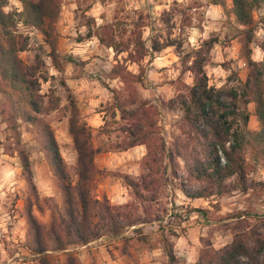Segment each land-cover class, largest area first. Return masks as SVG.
Here are the masks:
<instances>
[{
  "label": "trees",
  "instance_id": "1",
  "mask_svg": "<svg viewBox=\"0 0 264 264\" xmlns=\"http://www.w3.org/2000/svg\"><path fill=\"white\" fill-rule=\"evenodd\" d=\"M18 1L22 7L19 12H6L4 7L8 0H0V94L3 96L0 116L8 131L1 145L5 152H16L21 162L28 193L24 210L27 229L22 245L38 256V264H51L47 257L51 251L66 250L69 245H85L108 234L112 235L117 256H129L132 250L151 247L152 241L143 233V225L160 223L167 214L172 216L159 196L168 181L165 177L167 167L172 177L183 172L187 178L201 184L197 191L190 193L186 185L180 183V191L189 198L209 199L221 197L230 190H248L246 153L261 161L264 167V39L258 44L262 51L261 59L256 61L250 57V43L254 36L252 10L264 0H229L231 5L226 11L233 15L238 25L235 27L237 35L231 36L238 38L240 54L249 68L240 92L224 84L218 87L208 85L204 65L211 47L219 41L217 35H209L197 48L186 52L183 51L182 40L171 37L169 33L161 39L162 35L151 37L147 45L143 37L147 16L142 13L129 31L122 29V32H116L112 22L97 27L95 31L88 30L86 37L96 36L102 45L112 48L115 53H126L122 62L115 60L109 73L111 78L119 79L123 84L120 89H110L109 115L112 120L104 119L97 130L99 137L101 134L110 135V125L116 123L119 133L114 141L96 144L93 128L80 121L75 97L68 96L71 112L69 132L77 153L74 179L46 119L59 106V98L52 90L40 92V79L47 80L46 76L39 75L40 62L28 65L18 55L26 49L28 41V37L17 30L16 25L21 21L39 30L51 48V58H58L52 33L60 0ZM225 2L208 0L207 4L224 7ZM198 5L203 3L183 7L174 2L171 9L160 14L161 22L170 30L173 17L178 12ZM186 19L189 20H184L183 25L189 24L190 16ZM167 46L174 47L182 65L181 73L172 81L175 93L166 102L168 108L182 112L180 134L174 136L169 146L157 124V110L140 96L136 88L137 83L144 81V69L139 66L138 72H132L124 64V61L140 63L148 53ZM185 71L192 74L191 84L182 77ZM250 102L255 104L260 122L258 131L246 128ZM102 112L105 114L106 111ZM21 121L34 127L39 147L61 191L62 208L53 197L40 196L37 192L28 152L21 140ZM137 145L145 146V154L140 161L143 171L139 178L115 173L127 188L130 199L124 203H113L106 196L98 197L95 176L99 169L94 162L95 155L101 151L121 152ZM232 177L233 181L227 183ZM251 186L253 192L255 188L264 191V180L251 183ZM34 205L39 210L49 209L48 224L36 218ZM197 210L207 217V210ZM246 214L247 211H241L234 216L236 224L232 238L221 247L215 248L209 239L202 237L197 258L190 264H264V218L256 217L257 223L251 224L246 221L249 216ZM130 227L133 234L126 235L125 230ZM109 253L115 257L112 251ZM167 255L170 264H180L171 246ZM66 264L77 263L72 255H68Z\"/></svg>",
  "mask_w": 264,
  "mask_h": 264
},
{
  "label": "rangeland",
  "instance_id": "2",
  "mask_svg": "<svg viewBox=\"0 0 264 264\" xmlns=\"http://www.w3.org/2000/svg\"><path fill=\"white\" fill-rule=\"evenodd\" d=\"M208 0H60L59 13L53 24V33L56 40V54L53 60L50 56V46L43 34L19 21L16 25L19 33L28 37L27 47L19 52L20 58L28 65L40 62L39 75L46 76L47 80L40 79V92L49 93L50 90L59 98V106L52 110L46 119L54 132L60 154L74 179L73 168L76 164L77 153L73 139L69 132L68 96L75 97L72 81L83 77L84 86H88L92 94L99 97V101L92 105L97 111L103 113L104 119L110 118L109 104L112 100L110 89L122 88L119 79L110 77V69L118 59L123 61L126 53H115L112 48L102 45L96 36L86 37L88 30L95 31L97 27L107 23H114L116 32L122 29L129 31L138 20L139 13L146 15L143 27V37L147 45L151 37L164 38L169 33L171 37L182 40L183 51L197 48L201 41L209 35L219 37V41L211 47L204 69L208 77V85L218 87L227 85L237 89L238 92L247 78L249 68L246 59L240 54V43L236 36L234 21L229 11L230 1L226 0L224 7L210 6ZM186 5L203 3L201 6L185 8L173 17L172 28L169 30L161 22L160 14L171 9L173 3ZM22 9L18 0H8L4 7L6 12H19ZM190 22L183 25L184 20ZM252 26L254 28L253 40L250 43V57L260 60L262 51L258 47L264 39V3L252 10ZM199 30L202 34H199ZM227 35H232L227 36ZM229 39V40H227ZM171 62L167 66L154 67L150 64L155 56L148 53L140 63L124 61L132 72H138L139 66L144 69L143 83H137L136 88L142 98L157 110V124L160 126L166 145L169 146L175 135L180 134L182 112L170 109L166 102L174 95L173 80L181 73V62L175 56L174 47L169 49ZM183 79L191 84L192 74L189 71L182 73ZM82 86V83H80ZM83 86V89H84ZM76 99V98H75ZM3 96L0 94V104ZM88 104V102H86ZM80 121L93 128L94 141L106 143L114 141L119 133L117 124L110 125L112 133L98 136L97 123L88 119L92 114L86 105L76 100ZM249 120L246 128L258 131L260 122L255 113V104L247 105ZM116 119L118 113L116 112ZM94 123V124H93ZM92 124L94 126H92ZM115 129V130H114ZM21 140L24 144L30 162L33 181L40 196H51L59 207H63L62 194L56 184L49 166L41 151L34 127L27 122H20ZM8 131L6 124L0 116V264H38L37 255L25 249L22 245L27 229L24 215L27 203V185L22 174L21 162L16 152H5L1 143L5 141ZM221 155V152H218ZM145 154V146L129 148L125 151H101L94 157L96 167L99 169L95 176L96 193L98 197L106 196L113 203H124L130 199L127 188L115 173H127L132 178H139L143 169L140 161ZM222 160V159H221ZM247 165V186L245 192L240 189L230 190L225 195L212 196L209 199H193L185 196L179 189L184 183L190 193L197 191L201 184L187 178L185 173L179 172L172 177L169 167L165 172L168 181L160 193V199L169 209L164 219L158 223L143 225V233L152 241L149 248L132 250L129 256L118 260L114 249L112 235L93 240L85 245H69L66 250L51 251L47 257L51 264H66L68 255L75 258L77 264H170L167 250L172 252L180 264H190L197 258L201 247V238L209 239L215 248L229 242L233 235L234 216L241 211H247V222L257 223L256 217L264 218V191L251 188V183L264 180V167L262 162L253 159L250 153L245 155ZM233 181V177L227 183ZM216 203V207L214 204ZM197 209L207 210L206 218ZM36 218L44 224L50 221V211L47 208L39 210L33 206ZM256 215V216H253ZM175 235H174V234ZM126 235H132V227L125 230ZM88 245V246H87ZM86 246V247H85ZM110 251L115 257L110 256ZM115 260V261H113Z\"/></svg>",
  "mask_w": 264,
  "mask_h": 264
},
{
  "label": "crops",
  "instance_id": "3",
  "mask_svg": "<svg viewBox=\"0 0 264 264\" xmlns=\"http://www.w3.org/2000/svg\"><path fill=\"white\" fill-rule=\"evenodd\" d=\"M208 5H209L208 7L212 6V4H208ZM213 6H218V5H213ZM199 34H202V31L199 30ZM170 47H173V46H167L161 49L160 51L153 52L155 56L152 58L150 64L156 68L159 66H167L171 62V56H172V53H170L169 51ZM176 55L177 54L175 52V56ZM84 81L85 80L83 77L75 78L72 81L71 86L74 88L73 92L75 93V98L76 100H78V103L82 105H86L88 112L92 111V114L88 116L87 118L96 122L99 117L100 122H98L96 125L99 127V124H101L102 122L104 112L97 111L92 105H95L96 102L99 101L100 98L97 97V95L92 94L88 86H84ZM80 83H82V86L80 85ZM83 86H84V89H83ZM86 102H88V104ZM93 124L92 126H94ZM139 147H141V145H137L132 148H139ZM193 199H199V198H193ZM122 257L125 258L126 256H119L117 257V259L120 260L122 259Z\"/></svg>",
  "mask_w": 264,
  "mask_h": 264
}]
</instances>
